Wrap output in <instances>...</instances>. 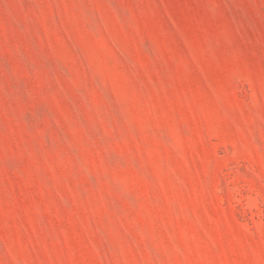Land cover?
Instances as JSON below:
<instances>
[{
  "label": "rangeland",
  "instance_id": "obj_1",
  "mask_svg": "<svg viewBox=\"0 0 264 264\" xmlns=\"http://www.w3.org/2000/svg\"><path fill=\"white\" fill-rule=\"evenodd\" d=\"M0 264H264V0H0Z\"/></svg>",
  "mask_w": 264,
  "mask_h": 264
}]
</instances>
